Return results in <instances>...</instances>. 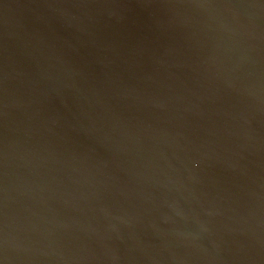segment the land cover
I'll return each mask as SVG.
<instances>
[{
    "label": "water",
    "instance_id": "95a60500",
    "mask_svg": "<svg viewBox=\"0 0 264 264\" xmlns=\"http://www.w3.org/2000/svg\"><path fill=\"white\" fill-rule=\"evenodd\" d=\"M0 264H264V0H0Z\"/></svg>",
    "mask_w": 264,
    "mask_h": 264
}]
</instances>
